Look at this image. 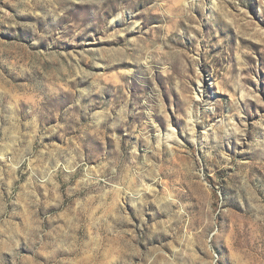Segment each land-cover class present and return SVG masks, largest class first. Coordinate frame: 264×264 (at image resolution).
I'll return each mask as SVG.
<instances>
[{"label":"rangeland","instance_id":"obj_1","mask_svg":"<svg viewBox=\"0 0 264 264\" xmlns=\"http://www.w3.org/2000/svg\"><path fill=\"white\" fill-rule=\"evenodd\" d=\"M0 264H264V0H0Z\"/></svg>","mask_w":264,"mask_h":264},{"label":"bare ground","instance_id":"obj_2","mask_svg":"<svg viewBox=\"0 0 264 264\" xmlns=\"http://www.w3.org/2000/svg\"><path fill=\"white\" fill-rule=\"evenodd\" d=\"M175 135V132L173 131H168V134L166 135V137L170 140L171 138H173ZM176 140V139H175ZM168 141V140H167ZM140 198V197H139ZM171 201V200H170Z\"/></svg>","mask_w":264,"mask_h":264}]
</instances>
